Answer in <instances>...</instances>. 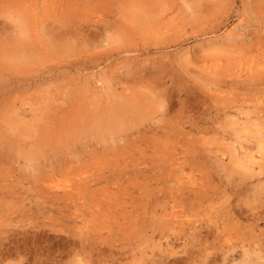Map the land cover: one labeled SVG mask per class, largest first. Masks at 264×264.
<instances>
[{"label":"rangeland","instance_id":"1","mask_svg":"<svg viewBox=\"0 0 264 264\" xmlns=\"http://www.w3.org/2000/svg\"><path fill=\"white\" fill-rule=\"evenodd\" d=\"M263 160L264 0H0V264H264Z\"/></svg>","mask_w":264,"mask_h":264},{"label":"bare ground","instance_id":"2","mask_svg":"<svg viewBox=\"0 0 264 264\" xmlns=\"http://www.w3.org/2000/svg\"><path fill=\"white\" fill-rule=\"evenodd\" d=\"M104 21H105V20H104ZM77 23H78V22H77ZM53 33H54V32H53ZM63 34H64V33H63ZM126 42H127V41H126ZM24 44H25V43H24ZM21 46H22V44H21ZM61 46H62V45H61ZM13 47H14V46H13ZM19 48H20V47H19ZM14 49H15V48H14ZM14 51H16V50H14ZM44 54H45V53H44ZM34 56H35V55H34ZM27 58H28V57H27ZM9 77H10V76H9ZM36 77H37V76H36ZM38 77H39V76H38ZM12 81H13V80H12ZM12 81H11V82H12ZM26 81H27V80H26ZM98 81H99V80H98ZM109 81H110V80H109ZM30 82H31V80H30ZM8 83H9V82H8ZM27 83H28V82H27ZM19 85H20V84H19ZM24 87H25V86H24ZM75 89H76V88H75ZM89 89H90V88H89ZM83 90H84V89H83ZM83 92H84V91H83ZM11 93H12V92H11ZM8 97H9V96H8ZM6 99H7V98H6ZM6 101H7V100H6ZM18 101H19V100H18ZM7 102H8V101H7ZM4 103H5V102H4ZM17 103H18V102H17ZM9 104H10V103H9ZM26 104H27V103H26ZM6 105H7V104H6ZM8 106H9V105H8ZM14 106H15V104H14ZM16 107H17V106H16ZM9 108H10V107H9ZM9 108H8V109H9ZM18 109H19V108H18ZM21 110H22V109H21ZM24 110H25V109H24ZM96 110H97V109H96ZM23 112H24V111H23ZM23 112H22V113H23ZM30 112H31V111H30ZM20 113H21V112H20ZM20 113H19V114H20ZM57 113H58V112H57ZM59 113H60V112H59ZM15 114H16V113H15ZM65 114H66V113H65ZM65 114H64V115H65ZM23 115H24V114H23ZM57 115H58V114H57ZM69 115H70V114H69ZM74 115H75V113H74ZM123 115H124V114H123ZM64 117H65V116H64ZM69 117H70V116H69ZM71 117H72V116H71ZM49 118H50V117H49ZM49 118H48V119H49ZM50 119H51V118H50ZM53 119H54V118H53ZM249 119H250V118H249ZM19 120H20V119H19ZM55 120H57V119H55ZM107 120H108V119H107ZM21 121H22V120H21ZM45 121H46V120H45ZM48 121H49V120H48ZM53 121H54V120H53ZM68 121H69V120H68ZM71 121H72V120H71ZM244 121H245V120H244ZM249 121H250V120H249ZM115 122H116V121H115ZM57 123H58V122H57ZM60 123H61V122H60ZM71 123H72V122H71ZM71 123H70V124H71ZM247 123H248V122H247ZM249 123H250V122H249ZM50 124H51V123H50ZM66 124H67V123H66ZM26 125H27V124H26ZM36 125H37V124H36ZM36 125H35V126H36ZM46 125H47V124H46ZM46 125H45V126H46ZM48 125H49V124H48ZM59 125H60V124H59ZM59 125H58V126H59ZM241 125H243V124H241ZM253 125H254V124H253ZM67 126H68V125H67ZM67 126H66V127H67ZM94 126H95V125H94ZM40 127H41V126H40ZM59 127H61V126H59ZM66 127H65V128H66ZM85 127H86V126H85ZM32 128H34V127H32ZM46 128H48V127H46ZM68 128H69V127H68ZM249 128H250V127H249ZM88 130H89V129H88ZM103 130H104V129H103ZM26 131H27V130H26ZM52 131H53V130H52ZM255 131H256V130H255ZM9 132H10V131H9ZM47 132H49V131H47ZM50 132H51V131H50ZM52 133H53V132H52ZM254 133H255V132H254ZM104 134H105V133H104ZM255 134H256V133H255ZM5 135H6V134H5ZM33 135H34V134H33ZM50 135H51V134H50ZM57 135H58V134H57ZM1 136H2V135H1ZM11 136H12V134H11ZM11 136H10V137H11ZM52 136H53V135H52ZM60 136H61V135H60ZM8 137H9V136H8ZM10 137H9V138H10ZM34 137H35V136H34ZM30 138H31V137H30ZM30 138H29V139H30ZM253 138H255V137H253ZM261 138H262V136H261ZM25 139L27 140V138H25ZM26 140H25V141H26ZM259 140H260V139H259ZM56 141H57V140H56ZM3 142H4V141H3ZM27 142H28V141H27ZM31 143H32V142H31ZM28 144H29V143H27V145H28ZM40 144H41V143H40ZM25 145H26V144H25ZM30 145H31V144H30ZM26 147H27V146H26ZM29 149H30V148H29ZM258 150H259V149H258ZM261 150H262V149H260L259 151H261ZM244 151H245V150H244ZM257 153H258V152H257ZM241 154H242V153H241ZM250 156H251V154H250ZM252 162H253V161H252ZM263 162H264V160H263ZM254 163H255V162H254ZM258 165H259V163H258ZM258 167H259V166H258ZM259 168H260V167H259ZM79 172H81V171H79ZM57 180H58V179H57ZM46 183H47V182H46ZM65 184H66V183H65ZM65 184L63 185V187L65 186ZM58 185H59V184H58ZM61 185H62V184H61ZM66 186H67V185H66ZM61 187H62V186H61ZM65 188H66V187H65ZM70 188H71V187H70ZM49 189H50V187H49ZM66 190H67V189H66ZM58 194H59V193H58ZM53 195H54V194H53ZM54 198H55V197H54ZM57 200H58V199H57ZM235 211H236V210H235ZM231 212H232V211H231ZM228 213H229V212H228ZM229 215H230V214H229ZM232 215H233V214H232ZM234 215H235V214H234ZM236 215H237V214H236ZM254 216H255V215H254ZM235 217H236V216H235ZM237 217H238V216H237ZM262 217H263V216H262ZM256 218H257V217H256ZM256 218H255V219H256ZM177 221H178V220H177ZM218 221H219V220H218ZM221 222H222V220H221ZM224 222H225V221H224ZM222 223H223V222H222ZM226 223H227V219H226ZM230 224H231V223H230ZM226 225H227V224H226ZM86 227H87V226H86ZM237 227H238V225H237ZM218 228H219V227H218ZM87 229H88V228H87ZM218 230H219V229H218ZM218 230H217V232H218ZM237 230H238V229H237ZM81 231H82V230H81ZM225 231H226V230H225ZM229 231H230V230H229ZM86 232H87V231H86ZM223 232H224V231H223ZM218 233H219V232H218ZM226 233H227V232H226ZM237 233H238V232H237ZM216 235H217V234H216ZM234 235H235V234H234ZM247 235H248V234H247ZM218 236H219V235H218ZM222 236H223V235H222ZM251 237H252V236H251ZM234 238H235V237H234ZM229 239H230V238H229ZM8 240H9V239H8ZM193 240H194V239H193ZM226 240H227V239H226ZM251 240H252V239H251ZM237 241H238V239H237ZM223 244H224V243H223ZM253 244H254V242H253ZM223 246H224V245H223ZM226 246H227V245H226ZM228 246H229V245H228ZM250 246H251V245H250ZM257 247H258V246H257ZM233 248H234V246H233ZM244 248H245V246H244ZM222 251H223V250H222ZM253 252H254V251H253ZM224 253H225V252H224ZM255 253H256V252H255ZM257 253H258V252H257ZM227 254H228V253H227ZM248 254H249V253H248ZM252 254H253V253H252ZM252 254H251V255H252ZM258 254H259V253H258ZM258 254H257V256H258ZM253 256H254V254H253ZM255 256H256V255H255ZM245 257H246V256H245ZM251 257H252V256H251ZM249 258H250V257H249ZM250 259H251V258H250ZM75 260H76V259H75ZM242 260H243V259H242ZM245 261H246V260H245ZM255 261H256V260H255ZM81 262H82V261H81ZM76 263L78 264V262H76ZM246 263H247V262H246Z\"/></svg>","mask_w":264,"mask_h":264}]
</instances>
